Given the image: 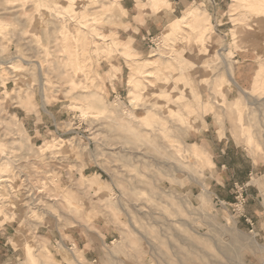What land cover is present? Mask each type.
Segmentation results:
<instances>
[{"label":"rangeland","instance_id":"374dc122","mask_svg":"<svg viewBox=\"0 0 264 264\" xmlns=\"http://www.w3.org/2000/svg\"><path fill=\"white\" fill-rule=\"evenodd\" d=\"M161 9L0 0V264H264V0L138 33ZM204 114L260 163L237 210L188 145Z\"/></svg>","mask_w":264,"mask_h":264},{"label":"crops","instance_id":"0c3cea01","mask_svg":"<svg viewBox=\"0 0 264 264\" xmlns=\"http://www.w3.org/2000/svg\"><path fill=\"white\" fill-rule=\"evenodd\" d=\"M172 9L163 13L162 9L158 14L153 16L142 14L141 11L134 13L132 16L138 17V33L142 30L146 34H151L154 29L159 32L162 30L170 20H174L175 13L178 12L179 5L183 3V0H167ZM198 1V0H189ZM200 1V0H199ZM222 0H201L209 5H218ZM127 11L131 10V7L125 8ZM142 15V16H141ZM212 116V113H208V116ZM212 120L208 122L205 127V114L200 121V126L197 130L192 131V138L188 140V145L196 144L198 149L205 154V151L209 154L213 163V168L208 176L209 188L214 195H218L224 200L233 201L234 192L233 187L236 183L249 184L254 174L260 173V163L255 162L253 158L236 142L231 140L227 133L220 134L219 129L212 126ZM213 127V128H212ZM247 157V158H245ZM204 187H202L203 189ZM251 191V192H250ZM256 190L249 189L248 198L252 199ZM252 196V197H251ZM6 229V227H5ZM5 229L0 228V238H3ZM77 238V242L83 247L85 254H98V248L92 240H85L82 237ZM6 245V244H4ZM9 258V257H8ZM8 260V259H7Z\"/></svg>","mask_w":264,"mask_h":264},{"label":"built area","instance_id":"2783aa9c","mask_svg":"<svg viewBox=\"0 0 264 264\" xmlns=\"http://www.w3.org/2000/svg\"><path fill=\"white\" fill-rule=\"evenodd\" d=\"M234 192L236 193V202L232 205L234 210H237L239 204H243L245 201L244 193L247 189V184L236 183L234 185ZM217 202L220 204L224 203L222 200L217 198Z\"/></svg>","mask_w":264,"mask_h":264},{"label":"bare ground","instance_id":"6f19581e","mask_svg":"<svg viewBox=\"0 0 264 264\" xmlns=\"http://www.w3.org/2000/svg\"><path fill=\"white\" fill-rule=\"evenodd\" d=\"M190 11V10H189Z\"/></svg>","mask_w":264,"mask_h":264}]
</instances>
